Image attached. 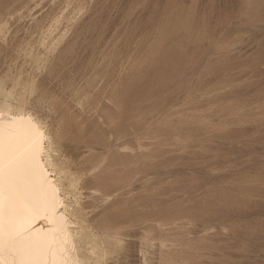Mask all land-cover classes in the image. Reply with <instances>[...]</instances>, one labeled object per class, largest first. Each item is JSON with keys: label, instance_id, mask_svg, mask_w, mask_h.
Masks as SVG:
<instances>
[{"label": "rangeland", "instance_id": "1", "mask_svg": "<svg viewBox=\"0 0 264 264\" xmlns=\"http://www.w3.org/2000/svg\"><path fill=\"white\" fill-rule=\"evenodd\" d=\"M0 106L102 264H264V0H0Z\"/></svg>", "mask_w": 264, "mask_h": 264}, {"label": "bare ground", "instance_id": "2", "mask_svg": "<svg viewBox=\"0 0 264 264\" xmlns=\"http://www.w3.org/2000/svg\"><path fill=\"white\" fill-rule=\"evenodd\" d=\"M9 109L0 106V264H102L72 229L76 210L68 211L58 174L70 189L71 181L56 173L42 127Z\"/></svg>", "mask_w": 264, "mask_h": 264}]
</instances>
